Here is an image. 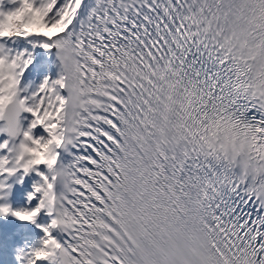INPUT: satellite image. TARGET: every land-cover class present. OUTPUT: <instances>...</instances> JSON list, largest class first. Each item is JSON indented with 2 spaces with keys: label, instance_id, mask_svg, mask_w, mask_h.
I'll return each instance as SVG.
<instances>
[{
  "label": "snow or ice",
  "instance_id": "1",
  "mask_svg": "<svg viewBox=\"0 0 264 264\" xmlns=\"http://www.w3.org/2000/svg\"><path fill=\"white\" fill-rule=\"evenodd\" d=\"M0 264H264V0H0Z\"/></svg>",
  "mask_w": 264,
  "mask_h": 264
}]
</instances>
